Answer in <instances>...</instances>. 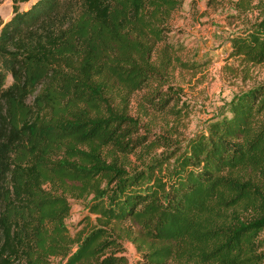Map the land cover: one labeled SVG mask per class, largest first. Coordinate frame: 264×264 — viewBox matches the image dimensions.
Returning a JSON list of instances; mask_svg holds the SVG:
<instances>
[{"label":"trees","instance_id":"1","mask_svg":"<svg viewBox=\"0 0 264 264\" xmlns=\"http://www.w3.org/2000/svg\"><path fill=\"white\" fill-rule=\"evenodd\" d=\"M182 2L11 0L0 17V264H129L123 240L135 264H264V81L185 143L119 162L149 143L116 87L149 86L164 108L179 58L168 20ZM236 4L257 13L230 33L227 58L264 63V0ZM70 198L87 199L74 236Z\"/></svg>","mask_w":264,"mask_h":264},{"label":"rangeland","instance_id":"2","mask_svg":"<svg viewBox=\"0 0 264 264\" xmlns=\"http://www.w3.org/2000/svg\"><path fill=\"white\" fill-rule=\"evenodd\" d=\"M236 1L183 0L172 13L168 20L171 30L166 37L179 58L172 62L170 80L162 87L169 92L164 108L156 105L161 99L152 95L149 86L133 92L123 86L116 87L117 103L127 105L129 113L138 120L137 135H148L146 143H149L132 153H120L121 165H139L143 157L147 159L167 150L169 141L185 143L188 137L206 129L209 119L227 113L228 102L235 94L264 81V63L248 64L238 58H227L228 36L242 25L241 18L257 13L255 9L239 7ZM11 14V0L0 1L1 19L4 21ZM157 135L160 139L165 137L167 142H149ZM86 201L70 198L71 209L65 223L73 236L87 228L83 220L88 215ZM122 226L136 228L130 221L123 222ZM123 246L129 264H135L138 258L135 246L128 240H123ZM51 264H61V261L53 258Z\"/></svg>","mask_w":264,"mask_h":264}]
</instances>
